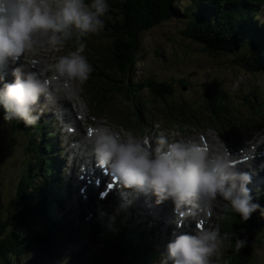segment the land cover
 <instances>
[{"label":"clouds","instance_id":"clouds-1","mask_svg":"<svg viewBox=\"0 0 264 264\" xmlns=\"http://www.w3.org/2000/svg\"><path fill=\"white\" fill-rule=\"evenodd\" d=\"M108 11L107 0H0V62L16 63L40 49L56 50L72 40L74 32L81 38L98 34ZM77 44L75 51L52 63L33 67L23 59L14 70L15 81L0 88L5 119L35 126L42 115L37 111L41 97L46 104L54 103L63 89L88 81L93 68L83 55L87 45ZM88 142L99 164L110 166L123 187L151 191L157 204L171 199L179 218L196 220L194 234H180L167 245L165 264H212L213 257L232 247L233 239L237 252L246 246V239L222 233L219 224L211 222L221 204L243 221L260 208L247 187L249 173L234 164L219 137L207 145L195 138L170 141L165 136L153 143L123 126L97 123L88 132Z\"/></svg>","mask_w":264,"mask_h":264},{"label":"trees","instance_id":"trees-1","mask_svg":"<svg viewBox=\"0 0 264 264\" xmlns=\"http://www.w3.org/2000/svg\"><path fill=\"white\" fill-rule=\"evenodd\" d=\"M256 1L190 0L182 3L180 7L184 0H107L109 11L103 17L105 27L99 34L111 42L91 52V65L94 70L91 73L94 84V87H91V96L97 97L98 94H102L103 97L97 99L99 106L106 108L112 117L134 120L141 128V124L149 122L143 105L149 103L150 99L148 95L138 99L134 92L149 91L150 98L154 99L159 107L158 111L155 108L151 111L149 109L151 114L156 111L164 120L176 124L183 123L191 113L182 111V104L168 100L172 91L171 81L143 79L134 82L130 80L135 69L134 65L138 62L136 52L138 35L170 18L185 17L186 25L181 33L186 38L192 42L202 43V49L211 55H235L234 62L243 70L253 74L261 73L264 72V27L259 26L257 21L252 19L256 14L252 12L256 10L254 8ZM201 16L205 17L202 20L207 19L208 21L207 24L198 27ZM90 39L91 36L84 39L88 42V46ZM180 83L184 85L185 79H180ZM212 85L209 87L205 84L202 102L206 109L214 111L216 100H224L228 95L222 93L221 84ZM253 92L255 93L254 99L256 97L264 102V97L260 92ZM111 95L122 96L128 103L127 110L119 112L116 106L114 108L105 106V103H110ZM243 101L248 105L253 102L246 96ZM225 111L228 112V106L225 107ZM6 115L8 113L4 112L0 104V126L10 124L8 125L10 130L5 137L9 145L13 144L11 140L17 132H22L24 135L25 131L34 128L29 133L33 136L36 133H42L41 147L46 145L47 150L39 149L38 145L33 146L32 137L24 146L27 152L33 150L35 153L31 156L23 153L25 167L19 180L17 193L10 203L12 209L8 208L7 217L0 220V264H8L5 259L18 255L24 248L31 249L30 255L36 256V253H32L33 248L42 243L46 242L45 245H47V242L60 239L59 222L51 223L52 214L56 208V206L52 207V204L66 194L64 190H60L62 181L57 168L59 162L57 164L55 157L57 142L50 139L49 134L52 129L50 123L45 120L37 127L27 126L17 119H5ZM31 158L35 159L33 163L29 162ZM42 165H45L46 169H43ZM33 175L37 178H33ZM30 179L33 182L29 181ZM55 187L58 188L56 192ZM252 195L253 203L258 204L260 208L255 211L256 214L254 212L251 215L248 221H243L238 214L230 210L225 213L224 217L219 216L222 233L227 232L229 235L234 233L240 239H246V246L239 252L235 250L233 239L232 247L223 250L220 264H248L252 259L253 244H264V215H262L264 194L262 198H257L259 194L252 193ZM122 223L121 220L120 224ZM33 225L41 229L30 235L31 233L26 230ZM97 232L96 237L104 240V244L98 248L99 251L87 260H80L77 263L72 258L67 264H117L121 260L125 264H140L141 259L144 264H148L155 257L154 251L150 249L151 244L145 242L148 240V234L146 239L145 235L125 226L121 229L117 226L107 233L101 230ZM258 232H261L259 237H254ZM48 237V241H45Z\"/></svg>","mask_w":264,"mask_h":264},{"label":"rangeland","instance_id":"rangeland-1","mask_svg":"<svg viewBox=\"0 0 264 264\" xmlns=\"http://www.w3.org/2000/svg\"><path fill=\"white\" fill-rule=\"evenodd\" d=\"M188 1L190 0L181 2L180 7H182V3ZM254 8L256 10L252 12L256 14L252 19L257 21L259 26L263 25L264 27V0H257L254 3ZM203 18L205 17H200L198 27L207 24L208 20H202ZM185 20V17L170 18L138 35L139 40L136 44L138 62L134 65L135 69L130 80L134 82L143 79L171 81L172 91L171 94L169 93L168 100L177 104H182V111H189L191 113V115L186 117L187 120L178 124V128L177 125H173L170 121L161 118L158 115L159 112L155 111V114L152 115L153 119L155 121L158 119L160 122V125L155 127V138L165 136L169 140H172L174 134L181 132L183 135L191 138H196L197 134L204 133L208 135L211 141H214L217 137H219L221 141L225 139L231 140V135L236 138L234 140H241V131L244 132V135L248 134L249 137H257L260 131L264 132V113H262V117L256 114L250 105L244 103L243 98L245 96L251 98L253 101L251 103L252 106L255 107V110H259L258 107H260V102L256 97L255 99L253 98V96H255L253 91L260 92L264 97V72L253 74L243 70L234 62L236 58L235 55H211L205 52L202 49V43L196 41L192 42L181 33L182 28L186 25ZM90 35L89 47L91 48V52H95L111 42L108 38H105L99 33ZM67 43H70V41ZM64 45L56 50L40 49L34 56H29L24 59H27L30 66L34 65V67L38 62L52 63L58 57L70 53ZM182 78L185 79L184 85L180 83V79ZM205 84H208L209 87H212V84H221L220 88L222 89V93L228 95L224 100H216V111L206 109L204 106L205 104L202 102L204 99L203 93ZM91 87H94L92 76H90L88 81L83 85L77 83L69 86V93L66 97L60 92L56 102H64L66 98L68 99V104L75 101L87 125L104 123L113 128L123 126L139 135H141V130L142 133H145L143 136L149 137V127L147 128V125L141 124L142 127L139 128L134 120L131 121L125 120L124 118L112 117L107 112L106 108L102 106H99V108L93 106L94 104H92L90 100L102 98L103 96L102 94H98L97 97L95 96L92 98ZM134 94L138 96V99H142L148 95L147 97L150 99V102L143 105V110H147L149 107L155 108L157 111L159 110L158 103L150 98L149 91L142 90L140 93L134 92ZM110 102H113V107L116 106L119 112L127 110L128 103L122 96L111 95ZM1 106L4 108L3 104H1ZM226 106H228V112L225 111ZM44 109L48 112L44 115L46 119H52L50 122L48 120L52 126V134H50V136L57 142L55 157L57 158V164L58 162L61 164V166L58 164L60 172L59 177L62 181L60 190L65 188L67 193L69 186L66 180L70 175L71 168L76 169L78 160L85 159L75 156L76 161L74 162V157L72 156L76 153L73 155L72 151L65 148L64 142L70 138V135L65 134L63 130L58 128L57 122H55L56 119L53 112L58 109V106L55 105V103L46 104L45 101L37 104V111L42 110L43 112ZM4 112H7L5 108ZM71 114L68 108L66 110V115ZM92 115L96 117L99 115L100 117L98 118L100 119L92 118ZM212 115H215L217 118ZM43 121L44 119L40 117L38 122L40 123ZM8 125L10 126L9 123L0 126V220H4L7 217L8 208L12 209L10 203L17 193L19 180L25 167L23 153L30 154V156L35 153L33 150L27 152L24 148V146L29 143L28 139L30 138V135L26 133L22 135V132H17L13 140H11L13 144L9 145L5 138L10 130ZM195 128H197V130H195ZM79 131L80 129L76 130L72 136L82 137L83 135L79 133ZM41 139L42 137L37 135L32 145H38L39 149L46 151V145H42L41 147ZM65 159H67V162H65ZM34 160V158H31L29 162L33 163ZM42 166L43 169H46L45 165ZM33 172L34 170L32 173ZM33 178L36 179L37 176L33 175ZM29 181L33 182L31 179ZM257 185L258 183L248 188L254 191ZM27 190H29V188ZM57 190L58 188L55 187L54 191ZM77 194H81L79 193V189L73 190L67 198L66 194L65 196L59 197V203L52 214L51 221H58L60 225L59 231L60 233H64L62 235V241L57 244L59 249L53 247L48 250L43 244L39 246L38 255L32 256L30 255L31 249L24 248L18 255L6 258L5 261L8 262V264H67L72 258L77 261H84L92 257L95 252L99 251L98 243V248H95L96 244L93 237L94 235L96 237V232L92 230V225L96 230H102L103 232H107V230L113 231L116 226H119L120 229L123 226L126 228L130 227L132 230H134L136 226H141V228L146 226L149 233L148 240H145V242L151 244L150 249L154 251L155 255L150 264H162V258L167 255V245L172 241V238L167 234L168 227L160 225L151 228L148 226L151 225L152 222L148 216L147 208L139 206L140 209L137 210L134 200H130L123 204H117L119 202L112 203L107 200V206L100 210L101 203H97L95 200L97 199L96 192H94V196L91 198L93 199L92 201L89 200L86 204H81L76 207L75 203L71 200ZM218 200L223 203L222 198H218ZM53 205L54 204H52V206ZM91 207H95L93 212H95L96 218H91L86 223L83 218L85 213L90 211ZM68 209H72L70 214L67 215L69 223L63 225L60 223L61 214L62 211L64 212ZM52 210L53 209H51V211ZM213 211L216 214L211 217V222L217 223V217L221 216L225 209H223V205L221 204ZM110 212L113 213L107 218V213ZM121 220L123 221L122 224H120ZM51 223H49V225ZM217 224H220V222ZM40 229L41 228H36V225H33L26 231L32 235L34 231L37 232L40 231ZM260 233L261 232H258L254 237H259ZM47 239H49V237ZM52 242L55 244L58 243V240H52ZM51 246L54 245L50 244L49 247ZM218 263H220V257H213L212 264ZM117 264L125 263L121 260ZM140 264H144L143 259H141ZM167 264H173V262L169 261ZM248 264H264V244H253L252 259Z\"/></svg>","mask_w":264,"mask_h":264},{"label":"bare ground","instance_id":"bare-ground-1","mask_svg":"<svg viewBox=\"0 0 264 264\" xmlns=\"http://www.w3.org/2000/svg\"><path fill=\"white\" fill-rule=\"evenodd\" d=\"M83 143H86L87 146H88L89 148H93L92 145L89 144L88 139H86L85 142H80V141H79V144H80V145H82ZM258 147H261V149H260L258 152H260L261 150H264V140H262V141L256 146V148H255V153H256V149H257ZM93 150H94V149H93ZM94 153H95V152H94ZM238 168H239L241 171H245V172L249 173V175H250V177H251V182H250V183H252V182H258V181L261 180V178H262V175H260L259 173H254V171H249V169H247V168L244 169L243 165L238 166ZM92 190H93L92 188L89 189V191H88V193H87V197H88V198H92ZM135 190H136V189H135ZM136 191L138 192V190H136ZM123 198L128 199V197H126V196L124 195V193H121L120 191H118V193H114V194H113L112 203H115V202L124 203V201L122 200ZM164 202L166 203V205H167L168 207L171 205V199L165 200ZM168 207H165V205H164V206H162V208H160V209H158V208H154L152 211H153V213L155 214V216H159V214H160V213H163V211L167 213V212L169 211V208H168ZM150 208H151V207H150ZM101 209H103V207H100V210H101ZM106 252H107V250H106Z\"/></svg>","mask_w":264,"mask_h":264}]
</instances>
